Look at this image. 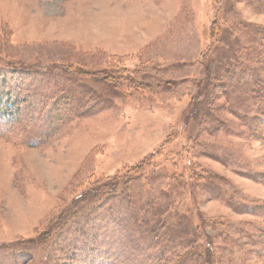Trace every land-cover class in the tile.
I'll use <instances>...</instances> for the list:
<instances>
[{
	"label": "rangeland",
	"instance_id": "374dc122",
	"mask_svg": "<svg viewBox=\"0 0 264 264\" xmlns=\"http://www.w3.org/2000/svg\"><path fill=\"white\" fill-rule=\"evenodd\" d=\"M0 264H264V0H0Z\"/></svg>",
	"mask_w": 264,
	"mask_h": 264
},
{
	"label": "trees",
	"instance_id": "16d2710c",
	"mask_svg": "<svg viewBox=\"0 0 264 264\" xmlns=\"http://www.w3.org/2000/svg\"><path fill=\"white\" fill-rule=\"evenodd\" d=\"M131 171H133V169H131L130 172H131ZM120 176H121V175L116 176V177H114V179H110V180H108V182H112L113 180H118V178H119ZM104 187H108V183L105 184Z\"/></svg>",
	"mask_w": 264,
	"mask_h": 264
}]
</instances>
